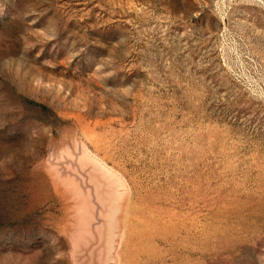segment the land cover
<instances>
[{"label": "rangeland", "instance_id": "374dc122", "mask_svg": "<svg viewBox=\"0 0 264 264\" xmlns=\"http://www.w3.org/2000/svg\"><path fill=\"white\" fill-rule=\"evenodd\" d=\"M0 264H264V0H0Z\"/></svg>", "mask_w": 264, "mask_h": 264}]
</instances>
